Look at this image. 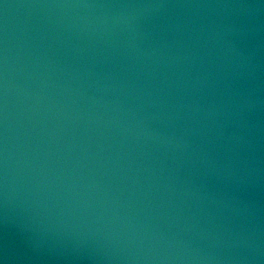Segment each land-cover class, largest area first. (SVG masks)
Wrapping results in <instances>:
<instances>
[{"label": "water", "instance_id": "1", "mask_svg": "<svg viewBox=\"0 0 264 264\" xmlns=\"http://www.w3.org/2000/svg\"><path fill=\"white\" fill-rule=\"evenodd\" d=\"M0 264H264V0H0Z\"/></svg>", "mask_w": 264, "mask_h": 264}]
</instances>
